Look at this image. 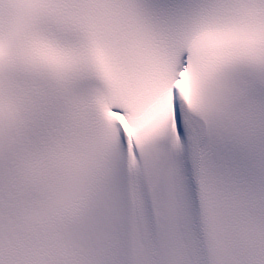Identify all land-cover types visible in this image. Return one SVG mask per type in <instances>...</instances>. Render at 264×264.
<instances>
[{"label": "snow or ice", "instance_id": "obj_1", "mask_svg": "<svg viewBox=\"0 0 264 264\" xmlns=\"http://www.w3.org/2000/svg\"><path fill=\"white\" fill-rule=\"evenodd\" d=\"M0 264H264V0H0Z\"/></svg>", "mask_w": 264, "mask_h": 264}]
</instances>
